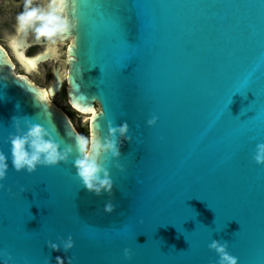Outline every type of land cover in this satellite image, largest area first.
Wrapping results in <instances>:
<instances>
[{
	"label": "water",
	"instance_id": "1",
	"mask_svg": "<svg viewBox=\"0 0 264 264\" xmlns=\"http://www.w3.org/2000/svg\"><path fill=\"white\" fill-rule=\"evenodd\" d=\"M75 15L63 39L68 99L82 113L99 104L90 135L128 122L124 170L106 165L114 187L102 195L72 162L17 172L15 119L67 143L80 134L0 46V264L5 252L8 264H218L213 239L239 264H264V165L253 159L264 142V0H76ZM69 235L70 251L47 246Z\"/></svg>",
	"mask_w": 264,
	"mask_h": 264
},
{
	"label": "clouds",
	"instance_id": "2",
	"mask_svg": "<svg viewBox=\"0 0 264 264\" xmlns=\"http://www.w3.org/2000/svg\"><path fill=\"white\" fill-rule=\"evenodd\" d=\"M76 0H44L43 4L36 0H24L23 11L16 16V35L33 36L37 42L49 46L57 45L67 36L76 33L79 21L75 15ZM15 43V38H13ZM105 113L100 115L103 116ZM158 118L148 120V125L157 123ZM15 131L8 137L11 144V163L17 171L26 170L34 173L38 166H59L61 162H72L76 175L83 187L96 195L104 192L112 193L114 180L111 171L106 165L115 160V167L124 170L119 158L122 156V141H132L129 135L130 125L125 121L117 125L109 121L107 134L98 124L90 136H75L74 143H67L62 138L57 139L56 129L49 130L41 123H34L30 118H17L14 122ZM56 133V134H54ZM75 157L73 160L72 158ZM253 159L257 164L264 165V142L255 145ZM9 165L8 156L0 151V181L7 177ZM3 184L0 183V188ZM115 205L110 201L105 205V211L111 213ZM47 246L53 251L68 252L75 246L71 235L65 240L59 238V243L49 240ZM219 257L218 264H239V258L229 252L227 241L221 242L213 239L208 245ZM7 259L4 264L12 259L10 253H3ZM132 250L124 249L126 259L132 258ZM72 257L68 258V264H72ZM57 264H65L62 257H56Z\"/></svg>",
	"mask_w": 264,
	"mask_h": 264
},
{
	"label": "flooded vegetation",
	"instance_id": "3",
	"mask_svg": "<svg viewBox=\"0 0 264 264\" xmlns=\"http://www.w3.org/2000/svg\"><path fill=\"white\" fill-rule=\"evenodd\" d=\"M36 3L43 4L44 0H36ZM23 4L24 0H0V46L13 62L15 75L26 77L36 87L45 90L49 103L67 115L79 134L90 136L92 113L78 111L68 99L67 49L72 39L49 46L30 35L17 36L16 16L23 11ZM28 60L33 64L29 65ZM56 87L55 93L51 94ZM95 110H99L98 103H95Z\"/></svg>",
	"mask_w": 264,
	"mask_h": 264
},
{
	"label": "snow or ice",
	"instance_id": "4",
	"mask_svg": "<svg viewBox=\"0 0 264 264\" xmlns=\"http://www.w3.org/2000/svg\"><path fill=\"white\" fill-rule=\"evenodd\" d=\"M27 63H28L29 65H31V64H33V61H32V60H28Z\"/></svg>",
	"mask_w": 264,
	"mask_h": 264
},
{
	"label": "bare ground",
	"instance_id": "5",
	"mask_svg": "<svg viewBox=\"0 0 264 264\" xmlns=\"http://www.w3.org/2000/svg\"><path fill=\"white\" fill-rule=\"evenodd\" d=\"M95 112H97V110H94L93 112H91V113H92V115H93ZM92 115H91V116H92Z\"/></svg>",
	"mask_w": 264,
	"mask_h": 264
},
{
	"label": "rangeland",
	"instance_id": "6",
	"mask_svg": "<svg viewBox=\"0 0 264 264\" xmlns=\"http://www.w3.org/2000/svg\"><path fill=\"white\" fill-rule=\"evenodd\" d=\"M87 136H89V135H87Z\"/></svg>",
	"mask_w": 264,
	"mask_h": 264
}]
</instances>
